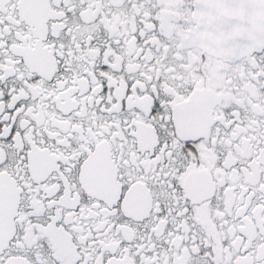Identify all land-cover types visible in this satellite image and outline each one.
<instances>
[{"label": "snow or ice", "instance_id": "obj_1", "mask_svg": "<svg viewBox=\"0 0 264 264\" xmlns=\"http://www.w3.org/2000/svg\"><path fill=\"white\" fill-rule=\"evenodd\" d=\"M0 264H264V0H0Z\"/></svg>", "mask_w": 264, "mask_h": 264}]
</instances>
